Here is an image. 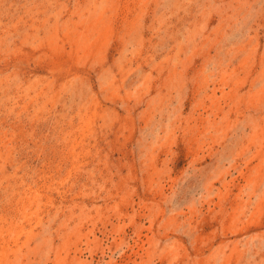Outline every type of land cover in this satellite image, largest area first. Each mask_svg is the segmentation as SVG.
Listing matches in <instances>:
<instances>
[{"label":"rangeland","instance_id":"obj_1","mask_svg":"<svg viewBox=\"0 0 264 264\" xmlns=\"http://www.w3.org/2000/svg\"><path fill=\"white\" fill-rule=\"evenodd\" d=\"M0 264H264V0H0Z\"/></svg>","mask_w":264,"mask_h":264}]
</instances>
